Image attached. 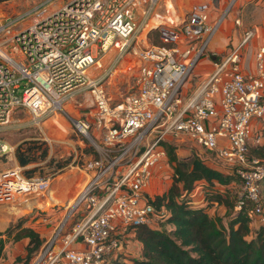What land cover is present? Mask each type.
Listing matches in <instances>:
<instances>
[{"label":"built area","instance_id":"2783aa9c","mask_svg":"<svg viewBox=\"0 0 264 264\" xmlns=\"http://www.w3.org/2000/svg\"><path fill=\"white\" fill-rule=\"evenodd\" d=\"M234 1L213 21L209 2L200 0L176 24H158L161 44H148L146 36L133 39L136 10L145 4L148 15L158 0H66L41 14L46 0L0 19V124L24 108L41 130L43 117L61 113L94 153L73 166L86 181L27 264H106L126 243L128 228H159L164 212L153 205L148 187L169 167L167 145L184 138L228 167L239 180L234 211L249 206V219L264 226V160L247 154L249 141L264 140L263 45L254 51L252 66L243 68L242 51L253 30L212 63L190 95L182 91ZM27 17L33 21L23 26ZM234 24L240 25L239 18ZM111 48L136 58L133 88L120 99L110 95L105 79L115 66L102 65ZM86 91L89 118L70 116L64 104L82 107L74 96ZM12 150L0 141V157ZM50 185L48 175L0 166V205L27 202ZM75 211L83 213L71 221Z\"/></svg>","mask_w":264,"mask_h":264},{"label":"rangeland","instance_id":"374dc122","mask_svg":"<svg viewBox=\"0 0 264 264\" xmlns=\"http://www.w3.org/2000/svg\"><path fill=\"white\" fill-rule=\"evenodd\" d=\"M46 0H9L5 2L0 3V19L7 15H12L15 13H21L23 11L28 10L30 7L40 4ZM66 0H48L47 4L41 8L42 13L45 14L49 11L53 10L57 3H62ZM200 0H158L155 6L152 7L150 10V14L147 15V13H144L146 5H141L139 9L136 10L135 13V20L137 23V29L133 36V39H143L145 36L147 38L148 44H158L159 39L157 37V34L155 31H152V29L157 28L159 25L164 22L169 24H176L180 18L185 16V14L192 8V6L199 2ZM236 1V2H235ZM234 1V5H232L231 9L229 10L228 17L231 15V11H234L235 8H237V0ZM242 7H239V10H241ZM40 10V11H41ZM238 16L241 18L240 12H237ZM33 21V17H27L22 21V25H27ZM231 24H233L231 19L227 20ZM218 33L214 37H217ZM213 37V38H214ZM228 43V44H227ZM225 42V49L220 51L219 53H212L210 48L205 51V55L203 58H201L195 67L192 69L188 79L186 80L185 86L183 87V92L186 95H190L198 86L201 85V83L206 79V77L210 74L212 71V63L222 58V56L226 53L228 46L230 44V41ZM146 43H143L142 46H145ZM141 46V43H140ZM211 56V57H210ZM136 64V58L131 52H126L120 57V54L117 53V51L114 48L109 49L102 58V65L104 68H109L110 66H115L116 70L114 73L106 77L105 79H108L109 84L107 85L108 92L113 97L120 99V93L125 94L133 88L134 85V65ZM129 67H131V70H129ZM99 72V71H98ZM100 74L101 71L99 73ZM107 81V82H108ZM78 101L82 102V107L75 108L73 102H66L65 108L67 109L68 113H70V116L72 117H80L85 116L89 118V109L92 108L90 99L88 97V93L86 92H80L77 95L74 96ZM82 113V114H81ZM56 118L57 122L56 124H52L50 126V129H52V135L53 132H62L61 138H56L54 136H50L49 134L46 135L47 137H52V161L58 160L60 163H69L67 165V168L65 170H68L66 174L70 175H79L84 177L83 172H79L77 169H75L73 166L76 163H81L85 157L88 155L93 156V148L88 144L85 140H83V146H79L77 144L78 137L75 136L74 132L72 131V128L70 126L69 120L65 117L61 116L59 113L52 114ZM45 125V124H44ZM41 129L39 130L38 127L33 123V119L31 114L27 109L24 108H18L14 110L10 116V119L8 122L4 124H0V141L5 142L9 145H13L14 143H18L17 149L21 147V144L30 143L31 145L34 142H37L36 140H31L32 137H38L42 132H45V129L43 127V124H41ZM69 138V140H72V148L68 147L70 150V156L68 154H65V157L67 158V161L62 160L61 156L63 155L64 149H62V145H60L61 141L65 142V139ZM80 139V138H79ZM193 141L184 138L183 141L179 142H171L168 146V162L169 167L166 168V172L164 173H158L155 174L154 177H152L150 186L148 187V190L152 194V197L155 199L157 196L162 195L172 184L173 180V174L170 175V165H175V161H173V155L176 156L179 159H188L192 155H197L201 159H205V161L210 162L213 166H217V168L223 172H227L228 167L223 164L221 161L216 159L215 155L213 153L205 151L203 148L197 145H192ZM253 141H249L248 147L255 146H263L264 147V140H262L261 143L252 145ZM27 145V146H29ZM82 145V144H81ZM14 147V146H13ZM14 147L13 153L11 152L10 155L6 154L0 157L2 162L8 161L9 159L13 161V159L16 157V150ZM250 154H252L250 148H248ZM172 151V152H171ZM25 152V151H23ZM255 154V153H254ZM27 157L31 158L35 157L31 153L26 154ZM8 156V157H7ZM258 156V155H257ZM260 158L264 160V151L263 155H259ZM69 158V159H68ZM10 162V161H9ZM1 166V165H0ZM55 171L54 168H52V173ZM71 171V172H69ZM24 174L27 175V172L23 171ZM169 173V175H167ZM37 175V174H36ZM80 186V185H79ZM78 186V187H79ZM220 187V186H219ZM225 187V186H223ZM196 188L200 189V192H202V198H207L206 193H204L203 187L201 184H198ZM228 191V194L225 196L227 199L232 203V207L229 209L227 208L226 213L224 216H218L223 219V222L227 224L228 218L230 215H232L235 198H236V192L239 189V180L234 179V181L230 182L227 187H225ZM219 191V190H218ZM77 193V191L73 192V197ZM41 195L42 194H35L31 196V199H28L30 203H24V199L21 198L18 202L8 205H0V211H5L10 215V218L12 219L10 224H15L17 222H21L22 225L27 226L28 221L31 220V217L33 216L32 220L36 218H40L39 224L44 225L43 230H39L43 237H46L50 230L52 229L54 225V221L52 222V218L49 217V213L51 212V205L48 204V206L44 209L42 208L41 212H39L38 209L41 208L40 204H43L41 201ZM54 192L52 190V209L56 207V197L53 196ZM223 197V196H222ZM35 200V202H33ZM261 200L262 204L264 205V182L261 185ZM39 203V204H38ZM72 203V202H70ZM31 204V206H30ZM217 208V206H215ZM82 211H75L74 214L71 217V221L78 220L80 215L82 214ZM64 214V213H63ZM47 215V216H46ZM58 216V215H57ZM63 215L60 214L57 217V220L62 219ZM14 220V221H13ZM161 221H159L160 225ZM163 223V222H162ZM161 223V224H162ZM8 225V226H9ZM7 226V227H8ZM3 227V225H0V228ZM6 227V228H7ZM5 228V230H6ZM160 228V226H159ZM5 230L1 231L4 232ZM15 229H13V233H15ZM137 230H132L128 228L125 231V234L123 235V239L125 237L126 243L123 242L120 245V249L125 250L127 246L130 247V249H134V239H135V233ZM5 237V236H4ZM122 237V236H121ZM118 251V250H117ZM115 253L117 256L119 252ZM123 259H126L128 261L131 260L130 257H126L123 254H119L117 259L112 260L111 264H125L123 262ZM108 260V258H107ZM107 264V262H106Z\"/></svg>","mask_w":264,"mask_h":264},{"label":"trees","instance_id":"16d2710c","mask_svg":"<svg viewBox=\"0 0 264 264\" xmlns=\"http://www.w3.org/2000/svg\"><path fill=\"white\" fill-rule=\"evenodd\" d=\"M5 1L9 0H0V3ZM152 31L158 37V28ZM158 44H161L160 39ZM36 145V142L32 143L25 152L20 147L16 150L21 165L36 160V157L31 159L26 155L27 152L41 148V144ZM248 148L252 152L250 154L248 150V156L263 155V146ZM46 150V147L42 149V158ZM167 151L169 153L168 146ZM172 156L175 161L173 168L170 165L172 184L152 201L158 211L163 210V223H160V228L142 225L134 229L137 230L135 240L141 244V254L125 264H264V226L256 229L250 227L249 206L239 211L233 209L232 215L226 217L227 224L223 218L207 213V208L213 204H223L228 209L232 207V203L225 197L228 194L225 187L234 179L237 180V177L219 170L217 166H209L205 159L197 155L179 159L172 152ZM26 172L31 176V172ZM198 184L202 185L204 193L209 196L204 198L207 201L204 206L192 204V195ZM219 186L225 187L219 190ZM13 229L16 231L12 234ZM21 239H28L29 242L25 247V256L18 257L16 261L27 264L40 248L43 239L33 228L23 226L20 221L0 232V258L8 241Z\"/></svg>","mask_w":264,"mask_h":264},{"label":"crops","instance_id":"0c3cea01","mask_svg":"<svg viewBox=\"0 0 264 264\" xmlns=\"http://www.w3.org/2000/svg\"><path fill=\"white\" fill-rule=\"evenodd\" d=\"M209 2V9H210V20L213 21L217 15L230 3L232 0H207ZM236 2V1H235ZM237 8L234 9V11H231V15L229 16L228 19H231L233 24L228 22L227 20L222 23L221 27L218 29L217 33L218 36L214 37L211 42H210V50L212 53H219L223 49H225V42L230 41V44L228 46V49L233 45L236 44L240 36L243 35L244 31L246 30H253L254 35L252 39L249 41L248 45L244 48L242 51L243 53V68L248 69L252 66V61H253V54L254 51L257 49L258 46L263 45L264 46V0H237ZM234 3V2H233ZM59 3L56 4V6ZM234 5V4H233ZM239 7H242L241 10H239ZM240 12L241 18L237 15ZM150 14V10H149ZM148 14V15H149ZM239 18L240 25H235L234 24V19ZM228 44V43H227ZM227 49V51H228ZM226 51V52H227ZM112 66H110L111 68ZM54 114V113H53ZM57 114V113H56ZM61 116L67 117L61 113H59ZM82 114V113H81ZM89 115V113H88ZM82 116V115H81ZM58 123L54 115L52 113H49L42 119V124L45 129V132L41 133L38 137H32L30 138L31 140H36V146L41 144V148L43 149L46 147V154L45 157L42 158V149L38 147V149L33 150L32 152H27L28 154L31 153L33 156H35L36 160L32 162H28L25 165H21L18 159L15 157L12 160H8L5 162H2L0 165L2 168H8L12 166H19L22 168L23 171H29L30 169L32 170L31 175H48L51 178V185L50 189L45 193L41 195V201L43 204H40L41 208L38 209L39 212H41L42 208H46L48 204L51 205L50 209L51 214L50 218H52V222H56L57 217L65 212V209L70 205V202L72 201L73 197V192L77 191L79 187L82 186V184L86 181V175L84 174V177L79 176V175H68L66 172L68 170H65L67 168V165L69 163H61V166H58L60 162L58 160H53L52 161V137H47L46 135L54 136L56 138H61L62 137V132L61 133L53 132L52 135V129H50V126L52 124ZM45 124V125H44ZM42 130V129H41ZM76 136V135H75ZM83 140L77 139V144L79 146H83ZM62 146V149H64L63 155L61 156L62 160L67 161V158L65 157V154L70 156V149L72 148V140H69V138L66 137L65 142L61 141L60 142ZM30 143H25L21 144L20 150L23 152L26 150ZM82 144V145H81ZM9 145V144H8ZM18 143H14L12 146L9 145V147H12V153L15 149H17ZM193 145V143H192ZM14 146V147H13ZM70 147V149L68 148ZM10 152V153H11ZM26 153V154H27ZM10 155V154H9ZM91 155L86 156L85 158H90ZM69 159V158H68ZM1 161V159H0ZM10 161V162H9ZM209 166L214 167L210 162H206ZM52 168L55 169V171L52 173ZM71 172V171H69ZM82 172V171H79ZM28 175V174H27ZM80 185V186H79ZM79 186V187H78ZM150 186V185H149ZM219 190H223V187H217ZM221 188V189H220ZM52 190L54 192V195L56 197V207L57 209L54 212V216H52V211L55 209H52ZM31 199V198H30ZM30 201V200H28ZM24 202V203H30V202ZM35 202V200L33 201ZM207 203L206 200L202 198V192H200L199 188H195L193 195H192V204L196 206H204ZM39 204V203H38ZM31 206V204H30ZM217 206V208H215ZM227 207L223 204H213L210 205L207 208V213L210 216H224L226 213ZM58 215V216H57ZM47 216V215H46ZM33 216L31 217V220L28 221L27 227L33 228L42 239L43 237L42 233L39 230L44 229L43 224H39L40 218H36L32 220ZM15 219V218H12ZM10 218V215L6 213L5 211H0V225L2 224L3 227L0 228V232L5 230V228L9 225V223L12 220ZM225 219V217L223 218ZM14 221V220H13ZM25 226V225H24ZM250 227L253 229H256L258 227L257 221L256 220H251L250 221ZM49 234V233H48ZM29 240L28 239H21L19 241L13 242V241H8L4 247V252L2 257L0 258V264H26L23 261H16L18 257H24L26 254L25 247L27 246ZM127 242V241H126ZM134 249H130L129 246L125 250L119 249L117 252L119 254H123L126 257L136 258L139 257L141 254V244L134 239ZM118 254V255H119ZM118 255H112L109 257L107 260V264H111L110 262L114 260L115 258L118 257ZM123 262L129 263L130 261L123 259Z\"/></svg>","mask_w":264,"mask_h":264},{"label":"bare ground","instance_id":"6f19581e","mask_svg":"<svg viewBox=\"0 0 264 264\" xmlns=\"http://www.w3.org/2000/svg\"><path fill=\"white\" fill-rule=\"evenodd\" d=\"M80 188H81V187H79V188L77 189V193L74 195V198H73L72 201H71L72 203H73L74 199L76 198V195L78 194ZM72 203H70V204H72Z\"/></svg>","mask_w":264,"mask_h":264}]
</instances>
